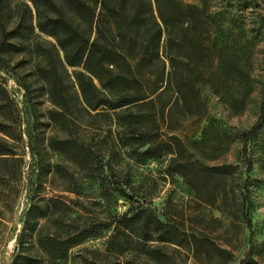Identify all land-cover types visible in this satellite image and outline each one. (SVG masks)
Here are the masks:
<instances>
[{"label":"rangeland","instance_id":"rangeland-1","mask_svg":"<svg viewBox=\"0 0 264 264\" xmlns=\"http://www.w3.org/2000/svg\"><path fill=\"white\" fill-rule=\"evenodd\" d=\"M25 3L0 0L6 30L15 24L16 5L27 21L29 16L34 21L33 8L28 4L30 15ZM184 3L201 12L200 28L187 31L194 39L183 50L187 57L172 70L187 77L184 96L175 98L162 84L166 92L154 96V107L140 110L155 122L154 144L166 147L144 164L128 156L113 120L100 111H85L73 70L58 67L62 54L51 38L34 30L24 38L7 39L24 49L0 51L5 61L0 64V138L15 160L0 162V264H25L21 256L51 264L49 249L39 245L36 234L26 232L19 243L33 205L46 211L37 225L44 243L47 235L79 240L64 264H239L249 250V264H264V126L248 145V171L241 155L242 136L256 122L263 100L264 0ZM46 51L73 99L68 129L47 119L52 106L37 73L50 62ZM145 125L150 126L147 120ZM37 129L41 135L35 143ZM49 137L74 138L90 148L104 188L97 177L51 152ZM31 147L49 172L32 158ZM124 175L132 185L126 197L105 192L117 188ZM138 206L151 210L160 225L115 228L119 218L129 217V210ZM119 246L126 249L113 254Z\"/></svg>","mask_w":264,"mask_h":264},{"label":"trees","instance_id":"trees-1","mask_svg":"<svg viewBox=\"0 0 264 264\" xmlns=\"http://www.w3.org/2000/svg\"><path fill=\"white\" fill-rule=\"evenodd\" d=\"M25 1L24 9L28 10L30 15L29 5L33 8L34 21L32 16H29L27 21L17 5L14 12L18 13V16L13 28L6 30L0 19V51L7 48L22 51L23 46L10 44L7 39L24 38L34 30L51 38L62 54L61 60H56L58 67L65 66L73 70L85 111L88 114L100 111L104 117L113 120L114 125L120 127L123 135L121 141L124 143L122 146L129 148L128 156L135 162L144 164L156 159L166 147L154 144L155 128L151 124L155 122L150 116L140 114V110L152 109L154 96H161L166 92L165 89L171 90L175 98H183V82L187 77L172 70L178 61L187 57L183 50L194 40L192 36L187 35V31L194 32L200 28L201 12L195 6L184 3V0ZM46 54L50 62L43 67L39 66L37 73L47 85V95L52 106L47 112V119L63 130L68 129L67 113L73 99L50 52L46 51ZM4 62L0 57V64ZM166 63L170 68L167 72ZM234 71L238 77H243L244 72L241 69ZM172 78L175 86L173 89ZM162 84H165V89H162ZM186 89L193 92L192 87L188 86ZM146 120L150 125L148 127L145 125ZM262 126L264 92L259 116L242 136L241 155L247 171L250 169V161L247 158L248 145ZM0 132L4 133L1 129ZM36 133L35 143L41 135L39 129ZM47 148L53 153L65 156L91 177H97L100 186L104 188L105 178L99 174L100 164L94 163V152L86 145L70 137H49ZM30 153L33 159H38L41 169H47L42 163V157L33 147ZM13 157L7 142L0 138V162L14 163ZM107 167L111 172L109 164ZM116 186L117 188L105 192L117 191L121 197H126L125 190H132L128 175H124L122 183ZM245 202H248L246 198ZM128 214L129 217L124 214L117 220L115 228L125 230L132 224H138L142 229L148 230L154 224L160 225L152 211L145 206H138L135 211L129 210ZM26 217L19 235V243L26 232L34 233L38 236L39 245L48 247V260L51 264H64L68 250L79 244V240L73 238L74 236L60 238L47 235L44 243V240L39 238L37 225L38 220L46 218V211L33 205L27 211ZM125 241L129 243L127 238ZM125 249L124 246L114 247L111 252L121 255ZM21 257L25 264H39V261L32 257ZM249 263L250 250L239 264Z\"/></svg>","mask_w":264,"mask_h":264},{"label":"water","instance_id":"water-1","mask_svg":"<svg viewBox=\"0 0 264 264\" xmlns=\"http://www.w3.org/2000/svg\"><path fill=\"white\" fill-rule=\"evenodd\" d=\"M245 198H246V200H248V197H247V195L245 196ZM246 213H247V211H246ZM247 226L249 227V224H248Z\"/></svg>","mask_w":264,"mask_h":264}]
</instances>
